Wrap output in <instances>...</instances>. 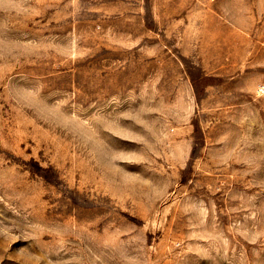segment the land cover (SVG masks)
I'll return each mask as SVG.
<instances>
[{"label":"rangeland","instance_id":"374dc122","mask_svg":"<svg viewBox=\"0 0 264 264\" xmlns=\"http://www.w3.org/2000/svg\"><path fill=\"white\" fill-rule=\"evenodd\" d=\"M264 0H0V264H264Z\"/></svg>","mask_w":264,"mask_h":264},{"label":"built area","instance_id":"2783aa9c","mask_svg":"<svg viewBox=\"0 0 264 264\" xmlns=\"http://www.w3.org/2000/svg\"><path fill=\"white\" fill-rule=\"evenodd\" d=\"M261 89H263V90H264V86H263V88H261Z\"/></svg>","mask_w":264,"mask_h":264}]
</instances>
